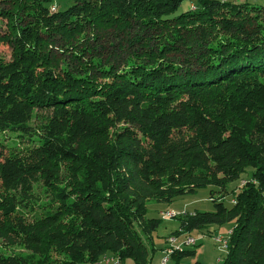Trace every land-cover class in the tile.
<instances>
[{"label": "trees", "instance_id": "trees-1", "mask_svg": "<svg viewBox=\"0 0 264 264\" xmlns=\"http://www.w3.org/2000/svg\"><path fill=\"white\" fill-rule=\"evenodd\" d=\"M72 1L0 0V264H152L150 202L208 187L170 236L232 224L221 264H264V5Z\"/></svg>", "mask_w": 264, "mask_h": 264}, {"label": "rangeland", "instance_id": "rangeland-1", "mask_svg": "<svg viewBox=\"0 0 264 264\" xmlns=\"http://www.w3.org/2000/svg\"><path fill=\"white\" fill-rule=\"evenodd\" d=\"M197 0H184L180 9L176 13L175 16H178L182 12L192 10V6L196 7ZM236 4L244 3L245 0H229ZM252 5L255 6H263L264 0H247ZM53 5L60 11H64L70 6L73 5L72 0H53ZM4 29V24L0 25V31ZM12 57V50L5 45L0 46V58L5 61H10ZM11 140L6 138V145L11 144ZM20 145H27L21 143ZM252 169H248L247 173L243 175L239 180H236L229 184V189H233L235 186H239L242 180H248L252 176ZM215 188L208 187L205 189H200L197 193L193 195L184 196L182 198L177 199L171 205L158 204L156 202H150L148 218H162L163 222L160 225L159 229L153 234V244L157 249L152 264H160V261L164 257L163 251L166 250L168 246L169 238H176L177 241H185L188 236L198 240L197 245L192 246L189 249H194L196 252L193 256L188 258L185 262L187 264H194L199 262L200 264H218L219 261H222L225 255L222 250V244L218 242L219 240H227L228 234L232 229V224H226L221 227H210L204 231H192L190 234L186 235H177L178 237H171L170 235L177 231L180 227V216H184L186 213L192 212H214L215 207L213 203L210 201V190ZM217 196V195H216ZM235 202L234 200L232 203ZM171 211L177 213L175 216L170 218H164V215L170 213ZM172 214V213H171ZM180 215V216H179ZM165 246V247H164ZM187 249V248H186ZM13 251L23 252L24 250L20 246H16L13 248ZM11 251H7L9 253ZM108 258H112V256H107ZM112 264H114L112 262ZM123 264H132L131 260L125 261ZM173 264V263H172Z\"/></svg>", "mask_w": 264, "mask_h": 264}, {"label": "built area", "instance_id": "built-area-1", "mask_svg": "<svg viewBox=\"0 0 264 264\" xmlns=\"http://www.w3.org/2000/svg\"><path fill=\"white\" fill-rule=\"evenodd\" d=\"M53 10H55V7L53 8ZM248 182H249L248 180H243V182L241 183V187L247 185ZM170 213L177 214V213H175L173 211H171ZM182 235L184 236L186 234H182ZM197 242H198V240L193 239L190 236H188L186 238V240L183 241V242L182 241H177V245L171 246L170 249L163 251L164 257L160 261V264H172V256H173V254L175 252L182 251V250H184L186 248H189V247H192V246H196L197 245ZM218 242H220L222 244V250L224 252V249H225V254H226L228 247H227V244H225V240L224 239H222V240H219L218 239ZM223 259H224V257H223ZM223 259H222V261H219L218 264H221L223 262ZM107 261H115V264H118L119 263V261L117 259L106 257V262ZM106 262L103 263V264H106Z\"/></svg>", "mask_w": 264, "mask_h": 264}, {"label": "bare ground", "instance_id": "bare-ground-1", "mask_svg": "<svg viewBox=\"0 0 264 264\" xmlns=\"http://www.w3.org/2000/svg\"><path fill=\"white\" fill-rule=\"evenodd\" d=\"M242 182L243 181H241V183ZM176 215H178V214H176ZM172 216H175V214H173V213L172 214L171 213H167V214L164 215V218H170ZM225 244H227V240H225ZM175 245H177V239L176 238H169L168 239V246H167L166 250L170 249L171 246H175ZM105 262H106V257L103 258V260L100 262V264H103ZM112 262L115 264V261H107L106 264H112Z\"/></svg>", "mask_w": 264, "mask_h": 264}, {"label": "crops", "instance_id": "crops-1", "mask_svg": "<svg viewBox=\"0 0 264 264\" xmlns=\"http://www.w3.org/2000/svg\"><path fill=\"white\" fill-rule=\"evenodd\" d=\"M165 247V246H164Z\"/></svg>", "mask_w": 264, "mask_h": 264}]
</instances>
